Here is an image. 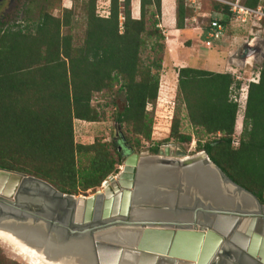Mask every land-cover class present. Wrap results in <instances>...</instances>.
Returning a JSON list of instances; mask_svg holds the SVG:
<instances>
[{
  "label": "trees",
  "instance_id": "16d2710c",
  "mask_svg": "<svg viewBox=\"0 0 264 264\" xmlns=\"http://www.w3.org/2000/svg\"><path fill=\"white\" fill-rule=\"evenodd\" d=\"M257 2L245 0L243 7L253 10ZM129 3L108 0L107 15L98 17L94 0H88L80 45L73 44L70 34L60 33L69 29V11L63 21L40 12L29 31L20 26L0 30V170L35 177L67 195L78 187L82 191L97 187L112 169L111 160L101 147L93 149L94 143L74 144L72 121L97 122L90 99L114 84L123 94V108L114 122L133 125L134 134L149 140L150 120L144 109L155 102L159 90L160 0H138L136 19ZM213 9L229 16L226 6L215 4ZM189 16L176 0L175 28L182 29ZM206 31L207 26L201 35ZM146 46L153 58L143 65L139 57ZM175 74V98L184 119L195 131L214 137L197 143L196 149L264 206V63L257 82L247 84L236 148L231 140L237 105L230 100V91L239 83L229 74L188 67ZM178 128L179 120L173 116L168 137L189 143L190 137L179 134ZM87 152L93 154L88 169H76L74 156ZM149 152L156 154L157 144Z\"/></svg>",
  "mask_w": 264,
  "mask_h": 264
},
{
  "label": "water",
  "instance_id": "95a60500",
  "mask_svg": "<svg viewBox=\"0 0 264 264\" xmlns=\"http://www.w3.org/2000/svg\"><path fill=\"white\" fill-rule=\"evenodd\" d=\"M156 154L128 155L127 191L111 182L88 200L0 170V231L63 264H264V206L203 152Z\"/></svg>",
  "mask_w": 264,
  "mask_h": 264
},
{
  "label": "rangeland",
  "instance_id": "374dc122",
  "mask_svg": "<svg viewBox=\"0 0 264 264\" xmlns=\"http://www.w3.org/2000/svg\"><path fill=\"white\" fill-rule=\"evenodd\" d=\"M222 1L229 3L237 2L239 6H243L245 2V0ZM87 2L88 0H0V30L12 26H20L27 27V31H29L36 22L38 13L42 12L63 21L66 19V12L69 11L71 13L67 19L69 21V29L62 28L60 33L62 35L70 34L73 44L80 45L85 23L84 7ZM171 2L172 11H174V14L172 13L174 17L173 27H175L176 0H171ZM215 4L220 5L209 0H200L197 12L193 13L185 9L187 16H190L186 17L189 20L183 22L182 29L189 30L192 33L190 36L180 35V42L182 49H190L192 46L191 52H195L194 57L189 56L186 67L229 74L234 80L237 78L235 82L239 83L238 88L232 87L230 91V97L238 100L235 115L236 122L234 123L233 131V135L237 136L242 131L243 111L240 108V100H242L240 99L242 94L240 89L244 88L251 80L256 79L264 63V16H262L264 15V0H258L257 2V7L262 15H259V12L255 13L256 7L255 11L252 10L254 12L241 14L238 18H236L235 12L232 13V11L229 12V16H224L219 11H215L213 9ZM129 5L132 16V8L135 6L132 0ZM107 10L108 0H94V13L96 16L105 17ZM213 13L216 15H213ZM134 15L137 16V12H134ZM191 17L194 20H191ZM132 18L137 17L132 16ZM213 18L219 20V22H225L223 27L224 32L218 42H214L210 48H206L202 44L205 40V34L204 36L201 34H203L204 28ZM242 19L243 21H241ZM148 24L149 22L147 21ZM158 28L163 35L159 27V18ZM161 44L163 49L158 57H160V61L162 62L165 51L168 53L173 52V46L169 45L171 46L170 48L166 47L168 43L165 42L164 36ZM165 57L167 58V56ZM139 58L143 65L148 64L152 60L153 55L148 51L147 46L141 51ZM171 66L178 65L172 64ZM181 66L184 65L182 64ZM165 71H167V68H165ZM160 73L161 71L157 74L158 79ZM118 87V84H114L110 90H104L101 93L92 95L89 106L99 115L97 122L72 121L74 144L89 146L94 143L93 149L97 150V146L101 147L100 149L108 154L112 163V169L97 187L85 191H82L78 187L71 194L74 198L85 196L89 199V197L91 198L100 192L103 193L102 188H104V184L109 185L114 180L115 176L119 173V168L122 166L124 159L130 154L142 155L144 157L156 156L157 154H151L149 150L157 144V151L169 145L179 149L184 153V157L190 158L199 152H203L196 149L197 143L203 145L214 138L213 136H206L199 131H195L188 125L184 119L183 107L175 98L176 83L172 75L170 81L166 79L160 80L155 102L145 105L146 118L150 120L148 141L144 140L141 134H134L135 127L133 125L125 123L117 125L114 122L116 112L120 113L123 108V94L116 91ZM173 116L179 120V134L188 135L190 137L189 143H176L168 137L169 123ZM115 133H119V136L113 138ZM92 155L90 152L76 154L74 156L75 168L87 170L89 166L88 159ZM163 157L164 159H177L175 156ZM0 264L32 263L26 260L12 246L0 243Z\"/></svg>",
  "mask_w": 264,
  "mask_h": 264
},
{
  "label": "crops",
  "instance_id": "0c3cea01",
  "mask_svg": "<svg viewBox=\"0 0 264 264\" xmlns=\"http://www.w3.org/2000/svg\"><path fill=\"white\" fill-rule=\"evenodd\" d=\"M134 3V2H133ZM134 7L132 8V16L137 17L138 16V8L136 6V3H134ZM172 2L171 0H160V16H159V27L163 32V36L165 38V42L168 43V46H173V52L168 53L165 51L162 62H161V73L159 75L158 79V85L160 80L166 79L170 81V77L172 75L174 82H176V74L175 71L179 68H183L187 66V62L189 61L188 58L194 57L195 52L192 51V46L189 49H182L181 48V42H180V35H191V31L185 30V29H176L173 27L174 23V17L172 13L174 14V11H172ZM134 12H137V16L134 15ZM136 19V18H135ZM171 45V46H169ZM167 56V58L165 57ZM184 66H181L182 64ZM178 65V66H171V65ZM173 67V68H172ZM165 68H167V71H165ZM219 73V72H216ZM221 73V72H220Z\"/></svg>",
  "mask_w": 264,
  "mask_h": 264
},
{
  "label": "bare ground",
  "instance_id": "6f19581e",
  "mask_svg": "<svg viewBox=\"0 0 264 264\" xmlns=\"http://www.w3.org/2000/svg\"><path fill=\"white\" fill-rule=\"evenodd\" d=\"M132 1L134 3H136V6L138 8V0H132ZM163 156L172 157V156H174V153L172 155H170V154H167V151H166V154ZM142 158H144V156L139 155L137 160H136V163H138V161H140ZM165 160L172 161L173 159H165ZM131 163L132 162L129 161V162H127V164L125 166H123V164H122V166L119 168V176H121V177L119 178L118 175H116L114 180L111 181V182H115L116 187L119 189V193H122L123 191H127L125 188H122L121 185L125 186L129 182V180H127V179H128V174H129V169L131 167ZM122 170H126V173H124V171H122ZM0 179H1V175H0ZM110 179H112V178H110ZM104 186H109V185L104 184ZM99 195L102 196L103 193L100 192ZM78 199L88 200V197H85V198L80 197ZM89 199H90V197H89ZM147 237H148V235L145 236V238L142 242L141 248H143L145 246H146V248L151 247L150 245H153L155 243V241L157 240L156 239L157 237H154V236H152L150 239ZM148 240H149V242L147 243ZM0 243H3V244L5 243V244L12 246L13 248H15L16 251L19 252V254H21L23 257H25L26 260L30 261L32 264H63L62 262L47 261L40 253L36 252L32 248L27 247L26 245H24L20 241L16 240L10 234H7V233L1 232V231H0ZM144 250H146V249L144 248ZM84 259L87 262L86 258H84ZM147 262L149 263L148 260H146V261L143 260L140 264H147ZM70 264H72V263L70 262Z\"/></svg>",
  "mask_w": 264,
  "mask_h": 264
},
{
  "label": "built area",
  "instance_id": "2783aa9c",
  "mask_svg": "<svg viewBox=\"0 0 264 264\" xmlns=\"http://www.w3.org/2000/svg\"><path fill=\"white\" fill-rule=\"evenodd\" d=\"M180 1L182 2V5L185 9H187L193 13H195L199 10L200 0H180ZM209 1H212L214 3H218L222 6H226L228 8V12H231V11H232V13L235 12L236 18H238V16H240L241 14L244 15V14H247L248 12H254L255 11V9H253L254 11H252L251 9L245 8L243 6H239L237 4V2L229 3L226 1H222V0H209ZM257 12H259L258 7L256 8L255 13H257ZM213 15H216V14L213 13ZM259 15H262V14L259 12ZM262 16H264V15H262ZM192 19L194 20V18L191 17V20ZM186 20H189V19L185 18L183 22H185ZM241 21H243V19ZM223 27L224 26L220 24L219 20H215L214 18L208 22L207 31H206V34L204 37L205 40L202 42L204 47L210 48L212 43L218 42L220 40V38L222 37V34L224 32ZM257 78H258V76H256L255 80H251L249 83H256ZM235 80L237 81V78H235ZM246 89H247V85L244 88L240 89L242 91L241 98H240V99H242V100H240V105H241L240 108H242V111L244 109V103H245V98H246ZM230 100L237 105L238 100H236L234 97H230ZM239 134L240 133H238L237 136L232 135L231 146L233 148H236L238 145ZM164 147H167V146H164Z\"/></svg>",
  "mask_w": 264,
  "mask_h": 264
},
{
  "label": "flooded vegetation",
  "instance_id": "af4514ba",
  "mask_svg": "<svg viewBox=\"0 0 264 264\" xmlns=\"http://www.w3.org/2000/svg\"><path fill=\"white\" fill-rule=\"evenodd\" d=\"M119 136V133H116V135H114V137L113 138H115V137H118Z\"/></svg>",
  "mask_w": 264,
  "mask_h": 264
}]
</instances>
